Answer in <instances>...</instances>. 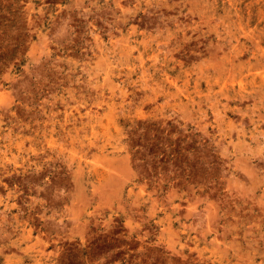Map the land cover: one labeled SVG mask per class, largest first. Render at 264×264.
I'll list each match as a JSON object with an SVG mask.
<instances>
[{
  "label": "rangeland",
  "instance_id": "obj_1",
  "mask_svg": "<svg viewBox=\"0 0 264 264\" xmlns=\"http://www.w3.org/2000/svg\"><path fill=\"white\" fill-rule=\"evenodd\" d=\"M263 26L264 0H0V264H264Z\"/></svg>",
  "mask_w": 264,
  "mask_h": 264
},
{
  "label": "bare ground",
  "instance_id": "obj_2",
  "mask_svg": "<svg viewBox=\"0 0 264 264\" xmlns=\"http://www.w3.org/2000/svg\"><path fill=\"white\" fill-rule=\"evenodd\" d=\"M150 1V0H149ZM214 1V0H213ZM218 1V0H217ZM227 1V0H226ZM256 1V0H255ZM161 3V2H160ZM213 3V2H212ZM188 4V3H187ZM206 4V3H205ZM216 4H218V3H216ZM194 5V4H193ZM251 5V4H250ZM249 6V5H248ZM200 7V6H199ZM214 7H216V6H214ZM221 7V6H220ZM235 7H237V5H235ZM222 8H223V6H222ZM199 9V8H198ZM262 9V8H261ZM188 10V9H187ZM196 10V9H195ZM219 10V9H218ZM243 10V9H242ZM257 10H258V8H257ZM200 11V10H199ZM198 12V11H197ZM204 12V11H203ZM213 12V11H212ZM216 12V11H215ZM220 12H221V10H220ZM249 12V11H248ZM262 12V11H261ZM195 13V12H194ZM217 13V12H216ZM245 13H246V11H245ZM215 14V13H214ZM213 14V15H214ZM229 14V13H228ZM203 15V14H202ZM193 16V15H192ZM232 16V15H231ZM261 16V15H260ZM258 18V17H257ZM221 20V19H220ZM229 22V21H228ZM259 22V21H258ZM191 26V25H190ZM262 26V25H261ZM197 27V26H196ZM264 27V26H263ZM253 41V40H252ZM264 57V56H263ZM261 60V59H260ZM257 61V60H256Z\"/></svg>",
  "mask_w": 264,
  "mask_h": 264
}]
</instances>
